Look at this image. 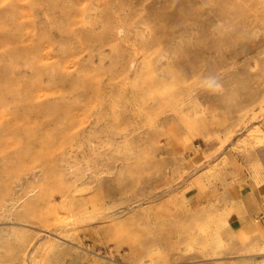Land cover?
Segmentation results:
<instances>
[{
	"label": "rangeland",
	"instance_id": "rangeland-1",
	"mask_svg": "<svg viewBox=\"0 0 264 264\" xmlns=\"http://www.w3.org/2000/svg\"><path fill=\"white\" fill-rule=\"evenodd\" d=\"M260 162L264 0H0V264L263 263Z\"/></svg>",
	"mask_w": 264,
	"mask_h": 264
},
{
	"label": "crops",
	"instance_id": "crops-1",
	"mask_svg": "<svg viewBox=\"0 0 264 264\" xmlns=\"http://www.w3.org/2000/svg\"><path fill=\"white\" fill-rule=\"evenodd\" d=\"M247 175L249 178L235 196L229 222L233 227L242 228L254 219L264 236V163L252 164Z\"/></svg>",
	"mask_w": 264,
	"mask_h": 264
},
{
	"label": "bare ground",
	"instance_id": "bare-ground-1",
	"mask_svg": "<svg viewBox=\"0 0 264 264\" xmlns=\"http://www.w3.org/2000/svg\"><path fill=\"white\" fill-rule=\"evenodd\" d=\"M260 264H264V262L263 263H260Z\"/></svg>",
	"mask_w": 264,
	"mask_h": 264
}]
</instances>
